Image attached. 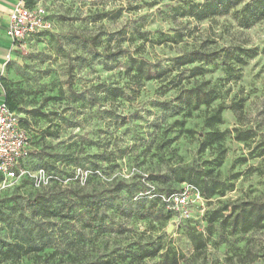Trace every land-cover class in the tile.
<instances>
[{
  "label": "rangeland",
  "instance_id": "rangeland-1",
  "mask_svg": "<svg viewBox=\"0 0 264 264\" xmlns=\"http://www.w3.org/2000/svg\"><path fill=\"white\" fill-rule=\"evenodd\" d=\"M185 1L205 0H43L51 30L20 47L1 82L24 122L27 168L42 170L43 179L39 187L23 181L0 198V252L36 241L32 227L40 218L26 202L58 180L63 217L49 223L41 252L20 259L0 253V264H264V230L240 234L206 222L225 205L264 201V157L253 151L264 143V17L249 28L230 14L199 24L190 19L195 31L186 45L161 43L160 34L172 35L187 22L172 20V8ZM138 32L148 35L141 39ZM201 42L256 52L231 73L219 59L195 78L219 91L210 108L242 100L241 123L225 110L217 129H251L246 144L230 133L200 152L205 107L176 114V90L166 82L127 87L132 58L164 68ZM117 50L124 53L115 56ZM113 86L124 90L121 98L113 97ZM187 168L198 179L178 182ZM215 182L223 195L201 197L181 216L164 201L185 185L200 193ZM192 233L206 239L198 257Z\"/></svg>",
  "mask_w": 264,
  "mask_h": 264
},
{
  "label": "trees",
  "instance_id": "trees-1",
  "mask_svg": "<svg viewBox=\"0 0 264 264\" xmlns=\"http://www.w3.org/2000/svg\"><path fill=\"white\" fill-rule=\"evenodd\" d=\"M24 4L30 7L33 4V0H25ZM240 5L241 9H238ZM172 13V20L187 19V22L185 24L180 23V27L173 30L172 35L160 34V39H163L160 42L173 45H186L184 39L190 37L192 32L195 31L188 28V20L191 19L199 24L203 21H213L216 17L230 14L237 26L240 28H249L252 24L264 17V0H205L202 3L185 1L182 2V5L173 7ZM44 33L46 32L35 34L32 38H38ZM147 35L148 33L146 32H138V36L141 39H145ZM123 53V50H117L114 55L119 56ZM255 55L256 52L252 49L244 50L237 46L212 49L201 42L198 45L180 51L164 68L160 67L158 63L151 64L142 58H132L129 61L124 75L128 82L127 87L129 88H137L143 82H166L167 85L171 86V89L176 90V105L174 107L177 109L176 114L181 111L190 114L191 112L198 111L200 107H205L207 113L204 118V127L208 131L199 141V151L204 152L207 148L222 142L230 133L234 134L233 138L235 141L245 144L253 138L254 133L251 129L243 130L241 128H234L231 132L218 130L217 127L223 122L222 113L225 110H230L236 117V120L241 123L243 118V102L240 100L239 103L237 102L229 106L218 104L216 107L210 108L219 98V91L209 82L198 81L195 78L204 73V66L210 65L219 59L222 61L226 73H231L234 71V66L244 64V57L251 58ZM188 66L192 67L187 68ZM183 74H187V76L185 77ZM191 80L192 82H190ZM110 92L115 98H121L124 95V90L119 87L113 86ZM3 101L10 111L17 114L16 103L11 92H5L3 90ZM19 121L20 126L26 131L24 122L20 118ZM253 151L257 158L264 157V143L258 144ZM30 153V150H28L26 157L22 161L23 166L26 168L25 161L30 156ZM222 160L223 158L221 156L217 166L221 165ZM184 175L186 176L178 178L177 181L185 183L193 182L195 177V179H198L197 176H194V172L190 168L184 170ZM23 181H29L33 184L28 178L20 180L18 184L23 183ZM17 185L2 192L0 198L3 194L13 191ZM219 186L215 182L210 188H201L199 194L204 200H209L216 195L222 196L223 193L220 192ZM58 188L59 180L54 182V186L50 190L37 193L32 199L27 200L26 205L28 208L34 213V216L40 218L32 227V230L36 233V241L31 244H13L6 246L0 252L6 259H20L22 256L30 253H38L46 248L44 241L47 238L48 232L52 229L49 227V223L52 220L63 217L60 211L62 194L58 192ZM118 191L120 190L116 192ZM217 221H220L222 226L229 228L234 233L246 234L253 230H264V201H244L225 205L222 209L208 214L206 218L208 227H211ZM209 234L210 230L208 228ZM188 239L194 257L200 256L206 244L204 236L199 233H192L188 235Z\"/></svg>",
  "mask_w": 264,
  "mask_h": 264
},
{
  "label": "built area",
  "instance_id": "built-area-1",
  "mask_svg": "<svg viewBox=\"0 0 264 264\" xmlns=\"http://www.w3.org/2000/svg\"><path fill=\"white\" fill-rule=\"evenodd\" d=\"M50 30L43 0H36L30 7L20 1L9 14L5 36L13 45L21 46L35 34ZM28 148L27 133L20 126L18 115L10 111L4 101L0 102V194L24 178L30 179L36 187L40 186L43 171L31 174L22 164ZM198 200H202L199 191L191 185H185L179 193L164 199L180 216Z\"/></svg>",
  "mask_w": 264,
  "mask_h": 264
},
{
  "label": "crops",
  "instance_id": "crops-1",
  "mask_svg": "<svg viewBox=\"0 0 264 264\" xmlns=\"http://www.w3.org/2000/svg\"><path fill=\"white\" fill-rule=\"evenodd\" d=\"M20 1L25 3V0H0V102L3 101L1 80L5 75L6 67L9 62L15 59L22 46L13 45L5 36L9 14L13 6ZM35 1L33 0V3Z\"/></svg>",
  "mask_w": 264,
  "mask_h": 264
}]
</instances>
